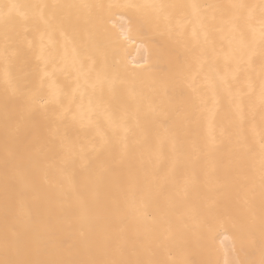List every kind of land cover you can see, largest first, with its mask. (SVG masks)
Returning <instances> with one entry per match:
<instances>
[{"label": "bare ground", "instance_id": "obj_1", "mask_svg": "<svg viewBox=\"0 0 264 264\" xmlns=\"http://www.w3.org/2000/svg\"><path fill=\"white\" fill-rule=\"evenodd\" d=\"M0 264H264V0H0Z\"/></svg>", "mask_w": 264, "mask_h": 264}]
</instances>
